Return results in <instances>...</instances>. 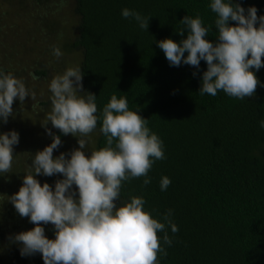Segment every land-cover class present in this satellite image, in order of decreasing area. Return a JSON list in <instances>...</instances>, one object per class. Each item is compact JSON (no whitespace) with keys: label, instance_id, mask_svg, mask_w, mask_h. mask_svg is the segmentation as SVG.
<instances>
[{"label":"trees","instance_id":"obj_1","mask_svg":"<svg viewBox=\"0 0 264 264\" xmlns=\"http://www.w3.org/2000/svg\"><path fill=\"white\" fill-rule=\"evenodd\" d=\"M64 2L18 0L16 6L25 14L31 6L35 10L49 3L54 5L49 7V13L61 17ZM210 2L70 0L75 37L70 40L55 36L61 40L59 48L77 53L73 67H81L84 91L97 96L98 115L113 94L118 98L124 96L129 108H139V114L149 119L148 126L164 142L166 159L154 164L149 172L151 183L143 186L141 177L124 183L121 191V202L131 196H144L145 207L155 218L173 210L172 220L179 231L173 235L169 229L173 244L167 247L168 255L161 264H264V128L260 127L264 120V67L259 71L253 69L260 81L253 97L239 100L223 92L214 97L200 95L206 62L201 61L199 69L183 63L170 66L157 46L158 41L166 38L177 43L186 39V29L183 36L176 30L183 27V17L197 14L205 26L212 28L206 39L216 43L215 14ZM233 3L245 10L255 7L257 15L264 16V0ZM9 5L7 0L0 1L1 10ZM124 8L150 16L147 31L123 18ZM34 73L40 77L48 75L45 70ZM44 130L47 133L45 127ZM52 133L64 141L65 135L58 129ZM92 133L94 150L103 148L106 137L100 132L99 123ZM61 152L64 151L59 147L53 156ZM163 176L171 180L166 191L159 186ZM62 178L44 176L39 181L54 187L56 180ZM4 209L5 218L22 221L17 232L34 227L28 218L19 216L10 202ZM42 226L49 234H55L51 224ZM10 244L5 239L4 245ZM19 247L16 244L4 248L8 264H44L36 255L22 257Z\"/></svg>","mask_w":264,"mask_h":264},{"label":"clouds","instance_id":"obj_2","mask_svg":"<svg viewBox=\"0 0 264 264\" xmlns=\"http://www.w3.org/2000/svg\"><path fill=\"white\" fill-rule=\"evenodd\" d=\"M209 7L215 14L216 43L206 39L212 28L197 14L183 17V27L176 30L183 36L186 29V39L177 43L166 38L157 46L170 66L183 63L199 69L201 61L206 62L200 95L223 92L239 100L253 97L260 85L253 69L264 67V16H258L255 7L245 10L233 0H211ZM121 15L147 31L150 16L129 8L122 9ZM53 55L59 58L62 52L54 47ZM82 78L81 67H69L50 81L52 107L42 126L52 142L31 156L22 186L7 199L34 227L16 234L14 242L22 257L39 253L44 264H161L173 244L169 229L173 235L179 231L173 210L155 218L145 207L144 196L121 202V191L124 183L141 177L143 186L151 183L149 172L157 161L166 159L164 142L139 108H129L124 96L113 94L98 115L97 96L84 91ZM26 97L35 100V93L22 79L0 69V123L7 124L15 115L14 101L23 105ZM49 121L61 134L78 137L79 147L54 157L62 141L47 128ZM98 123L106 144L86 155V138ZM260 127L264 128V120ZM18 144L15 130L0 133V175L12 173ZM41 175L63 178L53 187L47 182L41 185L36 178ZM170 184V178L163 176L160 190L166 191ZM48 224L54 227V239L45 235L42 225Z\"/></svg>","mask_w":264,"mask_h":264},{"label":"rangeland","instance_id":"obj_3","mask_svg":"<svg viewBox=\"0 0 264 264\" xmlns=\"http://www.w3.org/2000/svg\"><path fill=\"white\" fill-rule=\"evenodd\" d=\"M63 1L66 2L60 7L61 17H55L49 13L50 8H54V5L49 6V3L38 6L35 10L31 6L32 8L30 7L25 14L21 13L16 6L18 0H7L10 2L9 7L6 6L4 9L5 6H3L2 10L0 8V69L22 79L26 87L35 93V100L26 97L23 105L19 100H15L14 117H9L7 124L0 123V133L15 130L19 134V144L14 146L12 173L0 175V264H8L6 262L8 253L4 248L9 249L10 245L17 244L14 242V236L19 233L16 229L21 228L23 224L18 218H5V212L2 210H5V206L9 203L8 197L18 191L15 187L22 186L23 177L32 163L31 156L43 150L44 146L52 141L51 137L44 133L42 126L52 107L50 81L54 76L63 74L69 67H73L78 60L77 53L73 49L65 51L58 47L61 40L55 36L56 34L70 40L75 37L73 29L75 19L69 12L70 0ZM53 24H56V30H53ZM62 27L64 32L60 30ZM54 47L62 52L59 58L53 55ZM36 70H45L48 75L40 77L34 73ZM41 101L46 102L38 106L37 104ZM48 125L51 131L55 129L50 121ZM86 139L88 146L84 151L86 155H90V151L95 149L94 133ZM78 147V137L71 134L64 137L60 146L64 153H70ZM42 177L44 176L36 178L39 180ZM45 235L49 239L55 238V234H49L46 229ZM5 239L12 244L5 246ZM35 255L38 260H43L41 254Z\"/></svg>","mask_w":264,"mask_h":264}]
</instances>
